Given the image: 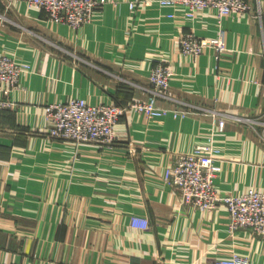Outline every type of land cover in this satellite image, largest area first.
I'll list each match as a JSON object with an SVG mask.
<instances>
[{
	"label": "crops",
	"instance_id": "obj_1",
	"mask_svg": "<svg viewBox=\"0 0 264 264\" xmlns=\"http://www.w3.org/2000/svg\"><path fill=\"white\" fill-rule=\"evenodd\" d=\"M130 1L109 2L73 28L0 0V52L30 65L11 92L15 106L0 108V264H215L233 251L264 264V238L230 230L224 203L185 204L165 180L179 154L217 129L221 193L264 189V0L222 19L215 9L192 19L155 0L134 9ZM220 27L228 43L220 58L181 51L183 33L209 37ZM160 60L174 75L159 103L187 116L128 110L112 144L48 134L46 104L145 99ZM134 214L149 228L133 227Z\"/></svg>",
	"mask_w": 264,
	"mask_h": 264
},
{
	"label": "built area",
	"instance_id": "obj_2",
	"mask_svg": "<svg viewBox=\"0 0 264 264\" xmlns=\"http://www.w3.org/2000/svg\"><path fill=\"white\" fill-rule=\"evenodd\" d=\"M23 1L30 7L46 12L50 20L63 22L73 28L92 20L95 11L116 0H9ZM161 6L180 8L188 18H195L202 11L215 9L219 19L231 14L252 11L248 0H155ZM146 0H132L130 7L136 8ZM175 14H170L174 16ZM180 49L184 54L200 56L205 50L213 49L220 58L227 50V30L220 27L215 36H200L194 30L183 33ZM30 70V65L19 61L9 53L0 52V108L14 107L11 92L16 88L21 76ZM174 71L160 60L151 68L150 95L135 100L128 105L116 102L93 103L82 97H72L65 101L46 104L45 113L49 122L48 134L53 137L72 139L77 142H98L112 144L116 140V126L128 110L157 119L173 114L187 116L189 110L163 106L159 97L166 95ZM218 130H223L225 119L218 120ZM217 130V129H216ZM215 130V131H216ZM215 131L191 150L179 154L173 164L166 169L165 180L181 193L182 202L203 210L213 209L224 203L229 213V228H249L264 238V189L249 187L237 194H222L216 186V177L222 171L220 148L214 139ZM134 152L136 149L131 148ZM131 225L147 229L150 221L146 216L132 215ZM215 264H251L249 256L233 251L216 259Z\"/></svg>",
	"mask_w": 264,
	"mask_h": 264
}]
</instances>
